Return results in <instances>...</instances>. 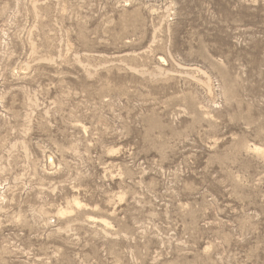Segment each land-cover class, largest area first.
<instances>
[{
    "label": "rangeland",
    "instance_id": "rangeland-1",
    "mask_svg": "<svg viewBox=\"0 0 264 264\" xmlns=\"http://www.w3.org/2000/svg\"><path fill=\"white\" fill-rule=\"evenodd\" d=\"M0 264H264V0H0Z\"/></svg>",
    "mask_w": 264,
    "mask_h": 264
}]
</instances>
